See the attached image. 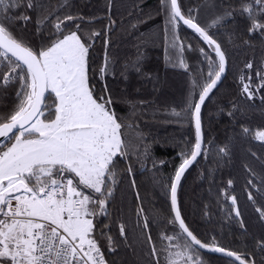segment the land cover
I'll list each match as a JSON object with an SVG mask.
<instances>
[{"label":"snow or ice","instance_id":"1","mask_svg":"<svg viewBox=\"0 0 264 264\" xmlns=\"http://www.w3.org/2000/svg\"><path fill=\"white\" fill-rule=\"evenodd\" d=\"M66 7L50 0H0V91L15 85L14 97L0 108V264H111L96 233L98 217L110 215L118 190H135V227L147 252L143 264H210L205 251L221 254L227 264H264V259H256L257 251L264 254V235L255 240V251L246 244L244 250L224 245L216 236L202 237L183 217L178 196L186 170L209 151L204 143L202 106L229 70L228 50L212 28L222 27L239 14L249 34L258 31L264 37V0L222 3L218 10L209 0H202L187 11L181 0H160L166 61L189 74L183 107L172 108L170 113L176 122L189 123L193 135L177 144L178 160L165 178L170 210L166 214L155 210L151 218L143 207L132 164L121 167L129 158L125 131L131 127L129 118L115 110L116 98L107 83L97 88V77L106 81L115 64L108 51L115 21L109 18L106 26L97 29L95 18L65 11ZM205 8L215 11L202 23L200 12ZM33 21L34 32L14 31ZM181 24L202 43L185 45L179 35ZM97 40L105 53L103 63L94 67ZM188 50L198 51V67L186 59ZM138 64V60L131 64L137 72ZM237 81L240 97L255 101L259 96L264 105V58L258 65L254 59L245 60ZM231 108L230 116L245 111L238 103ZM241 127L244 135L252 132ZM255 139L264 142V127L256 130ZM134 154L146 166L148 147ZM251 155L258 158L255 152ZM217 156L218 163L230 158L231 144L217 146ZM243 167L248 173L247 199L264 229V203L257 200H264V167L259 172L248 162ZM233 183L227 181L229 186ZM220 191L231 201L229 215L239 220L246 233L239 198L228 194L227 188ZM118 219L119 235L127 239L123 215ZM153 224L162 226L155 237ZM107 240L110 251L118 246L112 236Z\"/></svg>","mask_w":264,"mask_h":264},{"label":"trees","instance_id":"2","mask_svg":"<svg viewBox=\"0 0 264 264\" xmlns=\"http://www.w3.org/2000/svg\"><path fill=\"white\" fill-rule=\"evenodd\" d=\"M193 0H181L186 11ZM222 1V0H221ZM234 4L237 0H226ZM53 5H67L65 11L73 14H83L93 17L95 28L100 29L108 24L109 18L115 21L111 32L108 49L114 60L106 81L97 77V88H103L105 83L116 98L115 110L122 116H127L131 127L127 128L126 139L129 141V158L121 163L127 168L132 164L139 193L143 198V207L149 218L155 210L167 213L170 201L166 194L165 178L173 171L174 162L178 160L180 149L185 138H191L193 129L189 123H178L170 113L172 108L183 107L182 101L188 93L189 74L184 70L167 66L163 60L162 13L158 12V0H50ZM22 23V22H21ZM245 18L237 14L226 20L220 29L213 31L224 42L229 53V70L222 81L202 107L204 124V143L209 147L205 156L203 153L197 162L184 174L178 189L179 205L186 222L202 237L211 239L216 236L222 244L244 250L245 244L249 250H256L255 240L264 235L261 221L254 205L248 201L245 190L248 173L243 165L248 162L257 172L264 167V142L255 139L258 128L264 127V105L257 96L255 101H245L240 97L237 88V77L243 63L254 59L258 65L264 58V37L257 31L249 34L245 27ZM18 34L27 35L35 31L34 21L26 28H16ZM156 32L158 46L154 49L143 42L144 34ZM180 37L189 42L199 41V38L186 27L180 26ZM193 40V41H192ZM248 40L245 45L242 41ZM105 49L97 40L93 56L94 67L103 63ZM139 61L137 72L131 64ZM126 65H128L126 69ZM196 68L198 66H192ZM15 85L10 84L0 91V108L14 97ZM131 100L133 104L126 101ZM143 101V103H140ZM233 103H238L245 109L237 111L235 116L228 113ZM134 105V108H133ZM168 110V114L165 110ZM252 129L244 135L241 126ZM132 133V134H131ZM213 142L209 145V142ZM230 143L231 157H225L218 163L217 146ZM145 146L149 150L146 166L134 154L143 152ZM257 153V157L251 155ZM155 161V167L153 162ZM160 161H164L163 164ZM130 179L128 183H130ZM232 179L233 185L227 181ZM127 183L123 186L127 188ZM229 190L239 198L244 222L247 225L245 233L240 228L239 220L232 219L230 214L231 201L225 199L220 191ZM257 200L264 203V200ZM121 210L128 229L127 239L119 235V219L117 212ZM135 190L125 193L117 191L116 200L110 206L108 217H98L97 238L101 241L105 258L111 264H143L147 252L141 247L142 237L136 228ZM207 213V214H205ZM234 215V213L232 214ZM160 227L152 226L153 236H157ZM110 229V231H109ZM104 232L101 236L100 232ZM108 236L118 241L110 251ZM210 264H227L223 257L205 254ZM256 259H264V254L256 252Z\"/></svg>","mask_w":264,"mask_h":264},{"label":"rangeland","instance_id":"3","mask_svg":"<svg viewBox=\"0 0 264 264\" xmlns=\"http://www.w3.org/2000/svg\"><path fill=\"white\" fill-rule=\"evenodd\" d=\"M202 2V0H193L189 7H193L194 5H197V4H200ZM160 3V0H158V4ZM209 3L210 4H215L216 5V9H220L222 3L223 4H230L228 1L226 0H209ZM188 7V8H189ZM187 11V9H186ZM214 9H211V8H205V9H201V12H200V20L202 23H207L211 18L212 16L214 15ZM162 17H163V14H162ZM229 19V18H228ZM161 30H162V44H163V52L162 53H165V63L170 66V67H173L172 64H169L167 63L166 61V45H165V41H164V34H163V30H164V17H163V24L160 26ZM220 29V27H213L212 28V31H216ZM144 38L142 39L143 42L147 43L148 46L152 47V49L155 48V46L157 47L158 44L155 42L157 40V37L156 36V32H152V33H146L144 34L143 36ZM193 41V40H192ZM198 42L199 41H194V42H191L194 46H197L198 45ZM199 43H202V42H199ZM199 55L198 51H192V50H188L186 52V59L188 60V62L190 63L191 66H198V63H197V59L196 57ZM173 68H176V69H182L180 67H173ZM132 134V133H131Z\"/></svg>","mask_w":264,"mask_h":264},{"label":"water","instance_id":"4","mask_svg":"<svg viewBox=\"0 0 264 264\" xmlns=\"http://www.w3.org/2000/svg\"><path fill=\"white\" fill-rule=\"evenodd\" d=\"M181 26L186 27V26H184L183 24H181ZM186 28H187V27H186ZM187 29H188V28H187ZM189 30L192 31L191 29H189ZM193 33H194V32H193ZM194 34H195V33H194ZM225 76H226V75H225ZM224 78H225V77H224ZM224 78H223V80H224ZM223 80H222V81H223ZM222 81L219 82V85L222 83ZM214 90H215V89H214ZM211 94H212V93H211ZM211 94H210V95H211ZM202 107H203V106H202ZM200 156H201V155H200ZM200 156H199V157H200ZM199 157L197 158V160L199 159ZM197 160L194 161L193 164L189 166V168L186 170V172H187V171H188V170H189V169H190V168H191V167L197 162ZM186 172H185V173H186ZM169 201H170V200H169ZM205 254L215 255V256L222 257L221 254L209 253V252H207V251H205Z\"/></svg>","mask_w":264,"mask_h":264},{"label":"crops","instance_id":"5","mask_svg":"<svg viewBox=\"0 0 264 264\" xmlns=\"http://www.w3.org/2000/svg\"><path fill=\"white\" fill-rule=\"evenodd\" d=\"M163 60H164V63H165V53H163ZM166 64V63H165ZM167 65V64H166ZM168 66V65H167ZM170 67V66H169ZM171 68H173V67H171ZM176 69V68H175ZM110 70H111V67H110V69H109V72H108V74H110ZM182 70V69H181Z\"/></svg>","mask_w":264,"mask_h":264}]
</instances>
